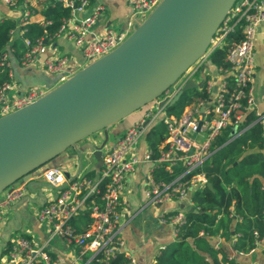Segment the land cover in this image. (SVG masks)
<instances>
[{
	"label": "built area",
	"instance_id": "obj_1",
	"mask_svg": "<svg viewBox=\"0 0 264 264\" xmlns=\"http://www.w3.org/2000/svg\"><path fill=\"white\" fill-rule=\"evenodd\" d=\"M3 1L10 6L14 4L13 0ZM58 1L70 9V15L63 20L49 42L39 40L19 59L23 66L39 63L42 69L55 78L54 86L117 48L129 36L137 17L151 13L162 0H128L131 17L127 24L118 30L107 25L100 33H96L94 28L99 15L105 10L103 4L92 7L91 0ZM21 10V17L26 19L30 12L27 5L21 6ZM239 21L242 22L243 38L228 51L226 62L229 66L212 70L208 64L209 55ZM263 21L264 0H236L207 51L165 92L144 106L142 115L134 124L104 146L102 165L93 169L94 175L88 174L91 171L89 166H83L85 169H80L74 176L67 174L61 166L47 165L34 170L30 180L40 182L36 180L42 178L44 185L57 191L53 193L49 190L46 193L36 213L37 220L46 223L49 232L46 240L39 244L25 235L14 238L8 251L7 264H67L48 247L56 238L78 248L72 258L75 264H79L78 260L85 264L86 254L92 258L102 253L103 259H108L115 252L122 251L124 242L119 233L123 191L128 175L144 162L150 163L145 190L149 204L179 200L193 205L192 192L200 185L207 184L208 180L204 173L191 172L211 154L214 139L228 127H236L238 131V125L244 120L247 111H253L256 120L264 123L263 111L256 107L252 87L254 41ZM61 36L74 42L81 52V62L59 53L40 58L39 53L45 46ZM24 42L29 45L28 39H24ZM10 52L0 58V68L10 66ZM206 65L209 68H205L202 73ZM199 72L201 79L197 80L194 76ZM228 77L233 81L232 88ZM191 80L203 81L202 87L197 89H204L207 96L194 99L180 114L170 112L169 107L176 103L175 97ZM15 85L10 80L0 88V116L34 102L49 91L31 88L14 96L9 95V90ZM158 122L164 124L166 135L154 157L153 150L146 142L140 151L138 144L151 126ZM200 136L203 141L199 140ZM94 150H89L90 157H93ZM156 168H163L175 177L171 181L158 180L154 175ZM30 180L20 178L0 193V219L6 208L29 198L33 185H30ZM82 215L89 218L87 226L79 224ZM160 218L172 224L175 236L177 226L185 222L182 210L169 218L163 214ZM128 257V264H137L134 257Z\"/></svg>",
	"mask_w": 264,
	"mask_h": 264
},
{
	"label": "water",
	"instance_id": "obj_2",
	"mask_svg": "<svg viewBox=\"0 0 264 264\" xmlns=\"http://www.w3.org/2000/svg\"><path fill=\"white\" fill-rule=\"evenodd\" d=\"M235 1L162 0L113 51L34 102L0 116V193L20 178L30 180L34 170L83 138L104 131L105 139L93 145L92 153L100 167L107 127L173 85L207 51ZM205 68L209 65L202 73ZM202 85L187 82L175 102Z\"/></svg>",
	"mask_w": 264,
	"mask_h": 264
},
{
	"label": "trees",
	"instance_id": "obj_3",
	"mask_svg": "<svg viewBox=\"0 0 264 264\" xmlns=\"http://www.w3.org/2000/svg\"><path fill=\"white\" fill-rule=\"evenodd\" d=\"M13 2L11 8H21L25 4L30 12L26 19L0 16V58L11 51L20 59L39 40L49 42L70 15V9L58 0H37V5H33L31 0ZM242 38V22L239 21L213 49L208 64L212 68H227L228 51ZM24 39L29 40V45ZM10 70V66L0 68V88L10 82ZM227 79L232 88L233 81L230 77ZM196 89L184 92L169 111L180 114L194 99L207 96L204 89ZM256 118L253 111H247L236 133L228 127L214 139L211 154L191 172L204 173L212 187L203 184L193 191L192 207L196 211L182 209L185 222L177 226L175 240L160 248L152 264H240L238 254L250 253L264 241V127ZM165 135L162 122L151 126L146 133L145 141L153 150L154 157ZM94 173L93 170L88 172L90 175ZM154 175L156 179L165 181L175 177L163 168H156ZM178 211H167L163 216L169 218ZM79 220L86 226L89 223L86 215L80 216ZM215 237L232 241L235 255L231 256L223 246H215ZM128 262L129 257L123 251L115 252L108 259H103L102 253L92 258L86 254L84 259L85 264Z\"/></svg>",
	"mask_w": 264,
	"mask_h": 264
},
{
	"label": "crops",
	"instance_id": "obj_4",
	"mask_svg": "<svg viewBox=\"0 0 264 264\" xmlns=\"http://www.w3.org/2000/svg\"><path fill=\"white\" fill-rule=\"evenodd\" d=\"M31 1L33 5H37V0ZM99 4H103L105 10L99 15L98 22L94 28L96 33L102 32L107 25L113 26L114 22L119 20L124 21L131 17V8L128 0L92 1V7ZM89 11L90 10H88V12ZM21 12V8H9L8 4L6 5L3 0H0V13H3L4 16L6 14V16L20 18ZM55 53L67 54L73 59L80 62L82 61L80 50L71 39L65 36H61L53 43L47 44L39 53V56L40 58H43L48 54ZM9 60L12 68L11 82L16 84L15 87L9 90V95L14 96L31 88L50 90L54 87L55 78L42 69L39 63L23 66L19 59L11 52ZM254 63L255 69L252 80L254 98L258 110L264 111V21L257 29L254 41ZM210 68L213 70L212 67ZM143 111L144 108L135 111L129 115L132 116V119L128 124L116 127L112 131L114 137L113 140L129 126L134 124L140 118ZM90 139L88 145L90 146L89 150H93V145H99L103 142L105 139V132L101 131L100 135ZM73 147L74 150L72 153H62L54 159V164L50 166H61L67 174L72 175L74 171L72 172L70 168L73 167L76 158L80 159V153L82 152L79 150L80 148L78 145ZM94 161L96 162L95 158L90 157L87 165H84L83 161L80 159L78 172L85 166H89L90 170H96L97 162L93 165ZM149 168L150 163L144 162L128 175L122 196V206L120 208L122 218L119 235L124 242L122 251L125 252L127 256L134 257L137 260V264H152L156 255L160 251V248H165L176 238L172 224L169 222H163L160 218L161 215L171 210L192 208V205L188 202H182L179 200H172L157 205L149 204L145 195ZM42 184V182H35L33 184L35 187L32 185L30 191L39 192L43 201L46 192L45 194H42V188L39 186ZM26 201L27 200L22 199L14 203L9 207L14 214L10 213L6 217H3L2 215L0 219V264H7L10 245L13 239L20 234L32 238L38 244L43 243L47 238L49 228L47 227L48 229H45L42 225L43 223L36 221L35 218H30L26 211ZM79 224L80 226H85L84 221L79 220ZM213 243L217 247L223 246L229 254L235 255L232 248V241H227L223 237H215ZM48 247L53 251L55 256L60 257L65 263L75 264L73 263L72 258L76 254L74 253V251H77L76 248L73 249V252L70 251L61 254L60 249L53 244V241ZM238 259L240 264H264V242L258 244V246L250 253L238 254Z\"/></svg>",
	"mask_w": 264,
	"mask_h": 264
},
{
	"label": "rangeland",
	"instance_id": "obj_5",
	"mask_svg": "<svg viewBox=\"0 0 264 264\" xmlns=\"http://www.w3.org/2000/svg\"><path fill=\"white\" fill-rule=\"evenodd\" d=\"M7 5V4H6ZM8 7L9 8H11L10 7V5H8ZM150 13H147V14H145V15H139L138 17H137V20H135L134 21V25H133V27H132V31L130 32V34L137 28V26L140 24V23H142L144 20H145V18L149 15ZM0 15H3L4 16V14L3 13H0ZM6 15V14H5ZM130 18H128V19H126V20H124V21H116V22H114V25L113 26H111L113 29H115V30H118V29H120V28H122V27H124L126 24H127V21L129 20ZM129 34V35H130ZM210 73V71L208 70V74ZM197 80H200L201 79V74H200V72L199 73H197L195 76H194ZM61 82H59V83H57L55 86H57V85H59ZM54 86V87H55ZM53 87V88H54ZM196 89V88H195ZM191 90L192 89H190V90H187L188 92H191ZM196 90H198V89H196ZM147 105H149V103L147 104ZM147 105H145V106H147ZM154 110H156V108L154 107ZM131 119H132V116H128V117H125V118H123V119H121V120H119V121H117L116 123H114V124H112V125H109L108 127H107V129H108V134H109V140H108V142L109 143H111L112 142V140H113V130L116 128V127H118V126H122V125H124L125 126V124H128V122L129 121H131ZM100 132L101 131H99V132H96V133H94V134H92V135H90V136H88V137H85V138H83L82 140H80L78 143H77V145L79 146V150L80 151H82L81 153H82V161H83V164L84 165H87V163H88V161L90 160V156H89V154H88V151H89V149H90V146H88L89 145V141L91 140L90 138H93V137H95V136H98V135H100ZM124 132V131H123ZM122 132V133H123ZM116 138V137H115ZM199 140L200 141H203V138L200 136L199 137ZM145 138H141L140 139V141H139V144H138V149H139V151L144 147V145H145ZM87 146V147H86ZM73 150H74V147H70L68 150H66L65 152H63V154H68V153H72L73 152ZM53 161H54V159H52V160H50L49 162H47L46 164H44V165H42L41 167H43V166H50V165H53L54 163H53ZM94 164H96V162L94 161L93 162V165ZM79 166H80V159H78V158H76L75 159V162H74V165H73V167H71L70 168V170H72V175H76L77 174V172H78V169H79ZM139 165H137V167H138ZM41 167H39V168H41ZM85 169V168H84ZM87 170H85V172H86ZM36 181H40V182H42V183H45L43 180H42V178H39V179H37ZM41 188H42V194H45V192L47 193L49 190H52V192L53 193H56L57 191H56V189H54V188H50L49 186H47V185H44V184H42V185H39ZM33 187H35L34 185H33ZM29 198L27 199V206H26V208H27V213L29 214V216H30V218H35V220L36 221H38L37 220V216H36V213H37V210L39 209V202L40 201H42V196L40 195V193L39 192H37V191H30L29 192ZM10 213H12V214H14L13 212H12V209L11 208H6L5 209V212H4V214H3V217H6V216H8ZM44 227H45V229H48L49 227L47 226V224L46 223H43L42 224ZM48 227V228H47ZM49 230V229H48ZM21 235V234H20ZM53 244L55 245V246H57L59 249H60V252H61V254H65V253H68V252H70V251H72L73 252V247L72 246H70V245H67L64 241H62L61 239H59V238H56V239H54L53 240ZM77 251H74V253H76ZM81 260H78V263L79 264H81Z\"/></svg>",
	"mask_w": 264,
	"mask_h": 264
}]
</instances>
